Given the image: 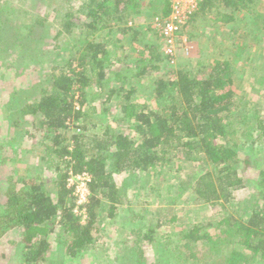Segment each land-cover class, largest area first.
<instances>
[{"label":"trees","instance_id":"16d2710c","mask_svg":"<svg viewBox=\"0 0 264 264\" xmlns=\"http://www.w3.org/2000/svg\"><path fill=\"white\" fill-rule=\"evenodd\" d=\"M63 1L74 5L72 0ZM143 1L85 0L74 12L54 9L62 18L60 33H70L76 26L75 13L84 11L93 24L130 31L128 37L141 42L148 54L146 66L135 68L136 73L124 57L117 65L101 59L106 55L104 47L92 41L77 47L64 69L44 73L35 64L41 60V47L37 51L36 47L48 40L43 32L46 17L30 12V22L23 23L25 11L12 3L0 6V79L16 84L20 80L22 86L4 92L0 83V264H72L82 248L93 242L100 224L98 213L113 226L128 222L129 233L118 237L114 249L113 258L121 257L120 264H151L145 256L147 243L153 244L155 264H264V146L254 145L256 137L250 142L251 150L241 151L240 143L227 141L233 122L250 119L235 104L232 61L207 57L192 67L169 69L168 76L153 79L154 108H138L133 101L135 80L154 76L171 60L154 30L146 37L127 26L140 15ZM148 1L163 20L171 14L170 0ZM30 2L35 6L46 1ZM256 2L199 0L196 12L178 26L175 40L178 35L186 41L196 38L199 25L207 21L213 31H219V24L234 22ZM254 17L259 18V13ZM12 50L16 55L9 61ZM261 82L264 85V77ZM46 83L51 84L50 92L44 89ZM4 93L6 101L1 98ZM246 130L247 138L253 130L264 137V120L256 119V126ZM24 148L28 154L37 152L38 165L51 177L17 175L26 163L17 149ZM200 157L205 163L202 171L193 170L185 187H177L175 197L165 202L175 206L188 193L193 206L223 209L233 194L249 190L254 207L246 217L241 209L245 213L247 205L218 220L190 219L180 229L177 243L167 233L159 235L160 248V241H155L160 220L134 222L142 217L129 207L131 186L142 182L137 173L171 168L172 160L180 158L197 166ZM69 172L91 176L84 224L72 212L74 199L66 186ZM169 187L166 194L171 196L173 185Z\"/></svg>","mask_w":264,"mask_h":264},{"label":"rangeland","instance_id":"374dc122","mask_svg":"<svg viewBox=\"0 0 264 264\" xmlns=\"http://www.w3.org/2000/svg\"><path fill=\"white\" fill-rule=\"evenodd\" d=\"M45 1L44 5L41 2H37L34 6L30 0H0V6L12 3L25 11L27 15L22 17L23 23L30 22V12H33V15L39 14L43 18L46 17L43 32L48 37V40L44 42L43 47L41 44L36 47V51L41 47L39 52L41 60L35 66L42 72H50L52 68L64 69L68 60L79 49L77 47L90 41L101 44L104 47L106 55L102 56L101 59H106V62L109 61L113 65H117L118 60L124 57L125 63L131 66V70L138 68L139 71L146 66L147 51L141 45V42L138 40L133 42L128 37L130 31L123 33L121 28H118L116 25L111 28L103 27L101 22L93 24V18L88 16L87 11L75 13L77 15L74 20L76 26L72 28L70 33L58 32L62 18L61 15L59 16L54 12V9H61V13L74 12L85 0H72L74 5L71 6L68 5L70 2L65 3L63 0ZM148 2V0L142 2L140 15L134 19H130L127 26H132L133 30L140 31L141 36L146 37L151 36V30H154L159 38L162 39L160 37L161 29H165L162 22L167 20L169 22L168 25L175 26V23L178 21L171 18L172 13L165 17L166 20H163L159 15H155L157 13L156 6L153 4L151 6ZM255 12L259 13V18L254 17ZM263 19L264 0H257L254 7H251L248 12H244V14L239 13L234 22L225 27L219 24V31H213L211 26L208 25L210 22L207 21L199 25V36L192 40L183 42L182 38H179L178 35L177 40L172 42V46L174 47L172 63L170 64L169 62L168 66L162 67L154 76H143L135 80L137 93L133 96L134 103L138 105V108H154L153 100L150 96L154 88L153 79L158 76H162V78L168 76L165 74V71L169 69L176 70L178 68L192 67L197 60L204 61L207 57L232 61L231 70L233 71L234 83L231 88L234 91L235 104L240 107V113L242 115L245 114V116L247 114L250 119H246L245 123L242 124L233 122L234 127L227 136V141H230V143H240L239 149L241 151L251 150V148L249 149L250 142L256 139V137L258 140L255 141L254 145L264 146V137L260 136L258 130H253L252 134H249L250 138H247L248 131L246 130L247 128L252 129V127L256 126V119L264 120V85L261 82L262 77H264V26L261 25ZM111 23H109L110 26L112 25ZM206 25L207 27L205 28ZM165 47L162 41L161 50H165ZM14 55H16L15 51H10V54L7 56L8 60H13ZM202 55L203 58H201ZM74 63L73 66L76 67L77 61ZM129 72L132 73V71ZM136 72L137 70L135 69L134 73ZM128 77H132V75ZM1 79V88H4V92H11L12 90L22 88L20 80L16 84L13 81L8 82ZM120 85L124 87L123 84ZM44 89L50 92L51 84L46 83ZM4 94H2L1 98L6 101L8 95ZM97 102L98 100L94 101L93 105L97 104ZM0 116H3V114L0 113ZM27 119L28 121L30 120L29 117ZM0 124H2L1 119ZM1 130H3V126H1ZM71 132L75 133L78 130L72 129ZM28 143L30 144V142ZM17 151L21 152L23 159H26V163L18 168L17 175L26 178H32L34 174L46 177L52 176L51 173H47L38 165L37 152L28 154L29 151L26 148L23 150L17 149ZM34 157L36 158L33 159ZM200 160V162H197V166H193L184 159H173L170 163L171 168H163V170L155 168L152 173L151 171L146 172V178L142 180L140 177L139 179L142 181L141 184L136 183L131 186V190L128 193L129 207L134 213L142 217V220L137 218L134 222L141 225L154 218L160 220L156 242L160 241L159 235L163 233H167L174 237L173 239H176L180 229L190 219H193L194 222L206 221L205 219L218 220L230 212L235 213L238 207L243 208L247 205L248 211L244 213L245 210L241 209V213L246 217L249 215L250 209L254 207V202L249 198V190L244 191L245 193L238 191L233 194V198H229V201L224 204L223 209H220L218 206L211 207L210 205L193 206L190 204L191 197H189L188 193L181 196V201L175 206H170L165 202V200H169L172 196L176 195L175 191L177 187H185L193 170L194 172L202 171L205 163H203L201 157ZM149 185H157L158 188L157 190L149 189ZM169 185H173L171 196L166 194V191L170 188ZM156 194H160V196L157 198ZM243 199L247 201L245 205H243ZM121 212L125 215L128 214H126L125 208L121 209ZM98 214L100 224L93 242L87 247H83L82 250L80 249L81 252L78 254H81V256L77 257V260L75 259L72 264H120L118 261H123L121 257L118 258V261L114 260V249L116 250L117 242L119 241L118 237L126 236L129 233L128 222L113 226L102 213ZM237 215L238 212L236 213ZM172 216H174V220H171ZM66 238L70 240L69 235ZM177 239L174 241L175 243H177ZM152 245V243L145 245V256L148 262L155 264L156 260L153 255ZM160 248H162L161 241ZM187 264L192 263L189 262Z\"/></svg>","mask_w":264,"mask_h":264},{"label":"built area","instance_id":"2783aa9c","mask_svg":"<svg viewBox=\"0 0 264 264\" xmlns=\"http://www.w3.org/2000/svg\"><path fill=\"white\" fill-rule=\"evenodd\" d=\"M199 0H170L171 4V18H174L178 22L175 26L168 25V21L162 22L165 29H161L160 37L163 41L165 50L163 52L171 56V61L174 58V47L172 42L175 40V32L178 30V26L183 24L186 19L196 12L198 9ZM91 182V176L87 172L81 173H68L67 188L71 191V196L74 199L73 214L75 217H79L80 223L84 224L87 221L86 205L88 204V198L90 196L89 184Z\"/></svg>","mask_w":264,"mask_h":264},{"label":"crops","instance_id":"0c3cea01","mask_svg":"<svg viewBox=\"0 0 264 264\" xmlns=\"http://www.w3.org/2000/svg\"><path fill=\"white\" fill-rule=\"evenodd\" d=\"M181 38H182L183 42L186 41V37H185V36H183V37H181ZM145 174H147V173L140 172L139 174H137V178L140 179V177H141L142 180H143V179H145L146 176H147V175H145Z\"/></svg>","mask_w":264,"mask_h":264}]
</instances>
